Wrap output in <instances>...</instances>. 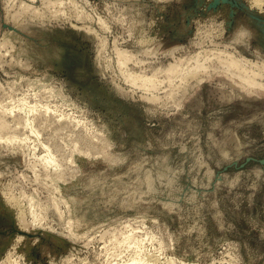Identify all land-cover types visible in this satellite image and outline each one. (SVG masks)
<instances>
[{"label": "rangeland", "instance_id": "374dc122", "mask_svg": "<svg viewBox=\"0 0 264 264\" xmlns=\"http://www.w3.org/2000/svg\"><path fill=\"white\" fill-rule=\"evenodd\" d=\"M253 2L0 0V264H264Z\"/></svg>", "mask_w": 264, "mask_h": 264}, {"label": "bare ground", "instance_id": "6f19581e", "mask_svg": "<svg viewBox=\"0 0 264 264\" xmlns=\"http://www.w3.org/2000/svg\"><path fill=\"white\" fill-rule=\"evenodd\" d=\"M253 1V0H252ZM22 3V2H21ZM43 3H44V1H43ZM45 3H46V1H45ZM50 3V2H49ZM253 3H255V5H257V6H259V7H264V0H254V2ZM52 4V3H51ZM24 5V4H23ZM22 5V6H23ZM26 5V4H25ZM45 5V4H44ZM29 5H27V7H28ZM49 6V5H48ZM256 6V7H257ZM30 7V6H29ZM28 7V8H29ZM22 8V7H21ZM20 8V9H21ZM27 9V8H26ZM260 9H262V8H260ZM22 11H24L23 9H21ZM30 10V9H29ZM26 11V10H25ZM22 14V13H21ZM19 15H20V11H19ZM12 16V15H11ZM120 56L122 57L121 58V61H120V63H121V68H123L124 69V66L126 65V63H127V61L129 60V57L127 56V55H125V54H120ZM245 61V60H244ZM245 63H248L247 61H245ZM229 64H230V67L232 68V70H233V72H236L237 71V74L238 75H236L235 73L232 75L233 77H237V78H239V79H243V80H245L247 83H248V85L251 87V89H259V90H262V91H264V86H262V85H260L259 83H258V81L256 80V78H255V76L257 75L256 73H254L253 75H251L250 74V72H248L247 70H246V64H243L242 62H235V61H233V60H231V61H229ZM178 69V67H171V71L172 72H175L176 70ZM128 79H129V81H130V83H132L133 85H136V86H145V87H154L155 86V84H156V82H155V79L154 78H150V79H147V78H144V77H138V76H135V75H129L128 76ZM237 86V85H236ZM241 89V88H240ZM239 89V90H240ZM241 91V90H240ZM245 91H247V90H245ZM243 92V91H242ZM241 92V93H242ZM252 93V92H251ZM248 94V93H247ZM249 95V94H248ZM247 96V95H246ZM250 97V96H249ZM33 110H34V108H31L27 113H26V116H27V114L29 113H32L33 112ZM47 112V111H46ZM45 112V113H46ZM27 118V117H26ZM2 120H3V118H2ZM1 119H0V121L1 122H3ZM28 120V119H27ZM27 120H25V121H27ZM4 123V122H3ZM2 124V123H1ZM0 124V125H1ZM5 124V123H4ZM4 124H2V129H4ZM29 125H31V123L29 122V120H28V127H29ZM0 127V128H1ZM27 126H25V128H26ZM27 127V128H28ZM25 130V129H24ZM33 130V129H32ZM34 131V130H33ZM34 133H37V131H34ZM237 138V137H236ZM216 139V138H215ZM8 140H10V141H16L17 140V137L15 136V135H11V137L8 139ZM238 141V140H237ZM227 144V143H226ZM240 145V144H239ZM226 146V145H225ZM241 146V145H240ZM239 146V147H240ZM237 150V149H236ZM238 151H240V150H238ZM237 152V151H236ZM238 154H240V152L238 153ZM227 154H225L224 156H226ZM229 155V154H228ZM235 155H237V154H235ZM224 158V157H223ZM227 158V157H226ZM46 162L49 164V165H53V166H56V163H57V161H56V159L54 158V156L52 155V153H51V151L50 150H48V153H47V155H46ZM149 177H151V176H148V178ZM148 180H150V178L148 179ZM151 182V181H150ZM149 183V182H148ZM150 185H151V183H150ZM141 261L142 260H135L134 259V262H133V264H140L141 263Z\"/></svg>", "mask_w": 264, "mask_h": 264}]
</instances>
